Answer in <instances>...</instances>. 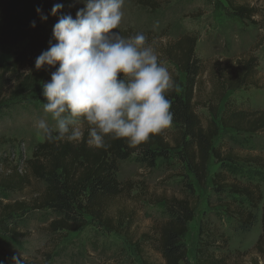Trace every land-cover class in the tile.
Returning <instances> with one entry per match:
<instances>
[{
    "label": "rangeland",
    "instance_id": "rangeland-1",
    "mask_svg": "<svg viewBox=\"0 0 264 264\" xmlns=\"http://www.w3.org/2000/svg\"><path fill=\"white\" fill-rule=\"evenodd\" d=\"M254 7L258 14L254 20H242L234 16L225 0H159L157 8L125 0L124 18L118 29L152 33L156 43L174 41L191 34L197 37L196 56L204 71L199 96L207 99L211 90V79L218 75V64L234 68L240 60L254 56L257 64V86H244L229 91L226 98L235 107L256 111L264 109V0H237ZM82 0H72L71 12L84 7ZM66 14V15H67ZM254 21V22H253ZM20 49L16 46L13 52ZM13 52L0 51V63L12 61ZM172 74L176 67L172 61L164 63ZM221 70V69H220ZM219 70V71H220ZM15 84L10 74L4 77L0 90V179L22 160L32 157L35 146L44 139L37 133L36 121L45 118L53 121L43 111L40 95L10 99ZM203 88V89H202ZM223 108V104L221 106ZM198 113L205 121L209 110L198 107ZM88 127L85 123L84 129ZM172 150L166 158H159L154 167H148L131 157L120 163L118 179L128 189L112 200L109 210L116 214L123 210L125 235L106 229L96 221H90L75 233H52L48 229L54 214L49 210H36L28 214L20 225L21 238H5L0 247L6 252L32 264H165L159 251L157 228L168 219L164 199L183 198L190 194L187 184L195 189L197 210L189 223V230L183 239L187 249V264H196L200 232L210 228L215 243L214 253L221 256L225 264H264V259L255 251V244L262 233V205L264 203V131L256 133L222 131L216 142L224 154L230 152L240 157L238 165H231L227 175L231 180L258 184L262 200L252 208L253 224L242 230L239 226L237 209L248 210L249 203L244 197L214 190L212 179L220 170V163L212 158L205 186L195 180L187 164L179 155L175 145V125L165 132ZM260 158L247 162L245 158ZM44 185L31 178L22 191L10 193L9 200H33ZM188 192V193H187ZM231 205L227 210L228 205ZM239 206V207H238ZM123 230H125L123 228ZM147 235V239L143 236ZM132 242L143 241L145 259L135 250ZM144 261V262H143ZM0 264L4 263L0 259ZM184 264V263H182Z\"/></svg>",
    "mask_w": 264,
    "mask_h": 264
},
{
    "label": "trees",
    "instance_id": "trees-1",
    "mask_svg": "<svg viewBox=\"0 0 264 264\" xmlns=\"http://www.w3.org/2000/svg\"><path fill=\"white\" fill-rule=\"evenodd\" d=\"M151 8L159 6V0H138ZM230 11L242 20H254L258 14L254 7L237 0H225ZM57 3L63 4L60 13L53 16L51 10ZM72 0H0V51L13 52L12 61L0 63V90L4 77L10 74L15 82L10 99L27 98L40 95L43 84L50 82L51 74L59 67L35 68L36 58L46 51L53 38V27L60 15L71 12ZM37 8L41 9L38 13ZM41 15L47 17L41 19ZM35 21V27L32 22ZM254 22V21H253ZM125 38L137 33H144L156 50L161 63L166 60L175 64L176 70L171 74L175 89L168 93L174 113L173 124L176 127L175 145L179 155L186 162L195 180L205 186L212 158L220 163V170L212 179L217 193L230 192L244 197L248 201V210L237 209L235 214L242 230L249 228L254 221L252 208L262 200L258 184L242 183L231 180L227 170L231 165H238L240 157L227 152L224 154L216 140L222 131L233 130L238 133H256L264 131V109L249 111L235 107L226 96L229 91L240 90L244 86H257V64L254 56L240 60L233 68L218 64V75L211 79V90L207 99L199 96L202 87V65L196 56L197 37L186 34L174 41L156 43L152 33L119 30ZM221 69V70H220ZM220 70V71H219ZM203 89V88H202ZM0 101V106H2ZM223 104V108H221ZM209 110L205 121L198 113V107ZM88 127L84 129L83 140L79 143L54 142L46 140L38 143L32 157L15 165L10 172L0 179V244L5 238H21V222L28 214L36 210H49L54 217L48 223L52 233H75L90 221H96L106 229L124 234L123 210L113 214L109 210L112 200L128 191L118 179L120 163L134 157L148 167H154L157 159L166 158L172 150L171 143L165 134L152 137L147 143L136 148L129 146L125 139L106 140L109 145L104 149L90 147L87 143ZM2 159V156H0ZM247 162H257L260 158H245ZM22 165V166H21ZM23 167V171L19 170ZM31 178L44 185V188L33 200H9L7 197L15 191H22ZM190 194L183 198H167L168 219L157 228L158 246L165 264H187V249L183 239L189 230V223L194 219L197 210L195 189L187 184ZM231 205H228L227 210ZM239 207V206H238ZM262 233L255 244V251L264 259V203L262 205ZM123 228L125 230H123ZM211 229L201 231L197 248L196 264H225L221 256L212 249L215 243ZM148 236L144 235L143 239ZM130 243L145 259L143 241ZM13 257L0 247V259L4 263L14 264ZM24 264H32L23 261ZM144 262V261H143Z\"/></svg>",
    "mask_w": 264,
    "mask_h": 264
},
{
    "label": "clouds",
    "instance_id": "clouds-1",
    "mask_svg": "<svg viewBox=\"0 0 264 264\" xmlns=\"http://www.w3.org/2000/svg\"><path fill=\"white\" fill-rule=\"evenodd\" d=\"M82 2L75 18L59 16L53 27L56 43L36 58L37 70L59 65L42 92L43 111L53 124L37 120V133L50 143H79L86 123L90 147L104 149L106 140L125 139L136 148L172 126L167 96L175 81L144 33L125 38L118 31L125 0ZM62 8L55 4L51 14ZM13 261L24 264L22 257Z\"/></svg>",
    "mask_w": 264,
    "mask_h": 264
},
{
    "label": "built area",
    "instance_id": "built-area-1",
    "mask_svg": "<svg viewBox=\"0 0 264 264\" xmlns=\"http://www.w3.org/2000/svg\"><path fill=\"white\" fill-rule=\"evenodd\" d=\"M2 158H3V156H2ZM0 161H1V159H0ZM21 162L24 163V160H22ZM19 170L22 172L23 171V167H20Z\"/></svg>",
    "mask_w": 264,
    "mask_h": 264
}]
</instances>
